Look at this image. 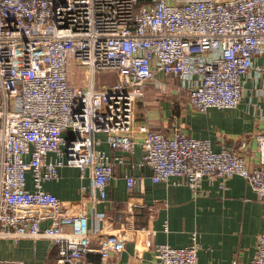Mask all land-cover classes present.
<instances>
[{"label":"built area","instance_id":"1","mask_svg":"<svg viewBox=\"0 0 264 264\" xmlns=\"http://www.w3.org/2000/svg\"><path fill=\"white\" fill-rule=\"evenodd\" d=\"M258 57L264 0H0V240L47 238L58 248L57 264H90V252L107 264L126 241L99 227L106 214L92 225L87 215H66L44 184L58 180L63 167L78 168L81 177L89 170L103 202L138 145L152 183L178 178L197 195L203 180L225 188L240 176L264 200V133L257 137L260 164L250 168L226 144L216 151L211 139L167 135L137 119L148 84L165 89L159 73L178 79L198 112L236 109L246 76L262 73ZM102 72L117 81L99 83ZM142 179L125 174L130 195L141 192ZM143 206L129 204L131 211ZM198 240L194 234L183 248L155 244L157 264H198ZM249 264H264V231Z\"/></svg>","mask_w":264,"mask_h":264},{"label":"crops","instance_id":"2","mask_svg":"<svg viewBox=\"0 0 264 264\" xmlns=\"http://www.w3.org/2000/svg\"><path fill=\"white\" fill-rule=\"evenodd\" d=\"M255 66L262 68V73L257 75L252 71L246 76L244 98L236 109L211 108L201 113L193 108L187 95L186 104L171 105L180 111L179 116L174 117L177 120H167L160 116L162 105L151 113L150 104L144 100L137 106L138 122H147L167 135L181 130L194 138L211 139L216 151L226 144L240 151L250 168L258 167L261 154L257 137L264 133V57L256 58ZM170 79L162 73L156 76V81L163 86H167L165 83ZM174 82L175 87L181 84L179 80ZM152 84L155 90L156 82ZM101 148L110 154L123 155L113 152L107 143ZM142 155L139 145L134 154L125 155L126 164L117 168L107 187V200L103 202L97 200L99 195L89 170L81 177L78 168H60L59 179L44 184V190L63 202L66 215H87L90 225L96 214H106V220L99 222V227L104 226L106 231L121 235L126 241L125 250L112 255L107 264H157L155 244L183 248L192 243L194 234L202 245L198 264H235V260L237 264H249L264 231V200L257 198L247 180L235 176L221 188L219 181L206 179L195 195L192 188L178 178L152 183L150 171L140 167ZM126 173L143 178L138 189L141 192L136 196L127 191ZM29 188H32L31 183ZM139 202L145 207L131 211L129 204ZM98 246L94 240L93 249ZM0 259L57 264L58 248L47 238L15 240L8 237L0 240ZM86 261L100 264V256L90 252Z\"/></svg>","mask_w":264,"mask_h":264},{"label":"rangeland","instance_id":"3","mask_svg":"<svg viewBox=\"0 0 264 264\" xmlns=\"http://www.w3.org/2000/svg\"><path fill=\"white\" fill-rule=\"evenodd\" d=\"M76 79L78 82H81V78L84 77L83 73H79L76 71L75 73ZM170 79V77H168ZM99 83H114L117 81V75L115 73L110 72H102L97 76ZM171 80V81H170ZM169 81L165 83V89L160 91L155 88L151 83L147 86V97L145 99V103L148 102L150 104L151 113L155 112L158 106L163 107V112L160 113L162 119L172 120L174 117L177 118L179 116L180 111L174 107L172 104H186L188 102V92L180 88V86L175 87L173 83L174 81H178V79L171 78ZM83 83V82H82ZM176 99V100H174ZM142 104V103H141ZM147 108H149L147 106ZM174 120H177L175 119Z\"/></svg>","mask_w":264,"mask_h":264}]
</instances>
